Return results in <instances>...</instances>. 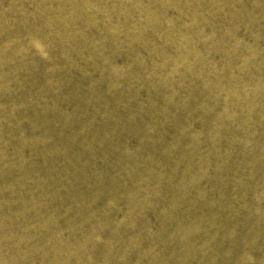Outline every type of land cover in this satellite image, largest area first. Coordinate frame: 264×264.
Masks as SVG:
<instances>
[{
  "label": "bare ground",
  "instance_id": "1",
  "mask_svg": "<svg viewBox=\"0 0 264 264\" xmlns=\"http://www.w3.org/2000/svg\"><path fill=\"white\" fill-rule=\"evenodd\" d=\"M0 264H264V0H0Z\"/></svg>",
  "mask_w": 264,
  "mask_h": 264
}]
</instances>
